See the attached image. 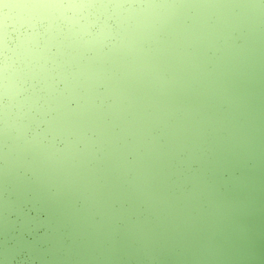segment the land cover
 <instances>
[{
    "label": "clouds",
    "instance_id": "clouds-1",
    "mask_svg": "<svg viewBox=\"0 0 264 264\" xmlns=\"http://www.w3.org/2000/svg\"><path fill=\"white\" fill-rule=\"evenodd\" d=\"M0 264H264V0H0Z\"/></svg>",
    "mask_w": 264,
    "mask_h": 264
}]
</instances>
